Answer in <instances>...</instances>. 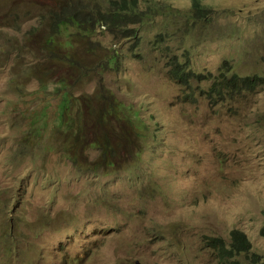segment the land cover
Listing matches in <instances>:
<instances>
[{"label": "rangeland", "instance_id": "obj_1", "mask_svg": "<svg viewBox=\"0 0 264 264\" xmlns=\"http://www.w3.org/2000/svg\"><path fill=\"white\" fill-rule=\"evenodd\" d=\"M200 2L138 0L167 8L134 36L0 0V264H222L235 231L264 259V83L207 100L225 61L264 79V0Z\"/></svg>", "mask_w": 264, "mask_h": 264}, {"label": "trees", "instance_id": "obj_2", "mask_svg": "<svg viewBox=\"0 0 264 264\" xmlns=\"http://www.w3.org/2000/svg\"><path fill=\"white\" fill-rule=\"evenodd\" d=\"M192 2L191 12L183 16L187 18V21H191L193 24L197 21L207 23L213 21L209 17L213 11L212 9L203 6L200 0H192ZM152 5L154 7H147L142 10L139 7L138 0H106V7L104 11L103 9H99L98 11H91V14H87L80 9L75 10L69 8L67 10V19H65L63 23L84 24L87 21L94 20L96 23L103 24L105 27H109L111 29L119 31L128 29L127 31H132L135 36L137 29L128 28L127 26L141 24L150 19L152 15L160 13L163 9L167 8V5H159V3H153ZM158 39L163 40L161 35ZM179 64L181 63L178 62L177 64L176 62H172L171 67L178 66ZM180 67L182 68V73L175 72L171 74V76L178 79L183 85L191 87L192 80L199 77L200 74L191 79L190 75L192 74H190L188 70L184 69L182 65H180ZM231 68L232 67L229 62L225 61L223 68L219 71L217 81L210 88L209 93L207 94V100L211 101V99L215 96V99L211 102L212 104L234 101L238 96L247 92V90L254 91L258 86L264 83V79L261 76L251 75L241 77L238 73L232 72V69L234 68ZM201 76L207 79V75L201 74ZM210 77L213 76L211 75L209 78ZM44 85L45 84H41L40 88H43ZM66 102L67 100H65V103H62V111L67 104ZM262 235L264 236V229H262ZM212 240L213 247L218 250L221 256L222 264H264V259L256 256V254L254 256V263H245L238 259L242 254H246L248 257L251 250V243L242 232H233V237L229 244H225V242L220 238H212Z\"/></svg>", "mask_w": 264, "mask_h": 264}, {"label": "bare ground", "instance_id": "obj_3", "mask_svg": "<svg viewBox=\"0 0 264 264\" xmlns=\"http://www.w3.org/2000/svg\"><path fill=\"white\" fill-rule=\"evenodd\" d=\"M166 5V4H165ZM209 8H211V7H209ZM212 9V8H211ZM82 96V95H81ZM124 105V104H123ZM131 115V114H130ZM112 117V116H111ZM125 120V119H124Z\"/></svg>", "mask_w": 264, "mask_h": 264}]
</instances>
